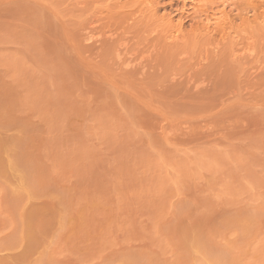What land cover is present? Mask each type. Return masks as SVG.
I'll return each mask as SVG.
<instances>
[{
    "label": "rangeland",
    "instance_id": "rangeland-1",
    "mask_svg": "<svg viewBox=\"0 0 264 264\" xmlns=\"http://www.w3.org/2000/svg\"><path fill=\"white\" fill-rule=\"evenodd\" d=\"M0 264H264V0H0Z\"/></svg>",
    "mask_w": 264,
    "mask_h": 264
}]
</instances>
